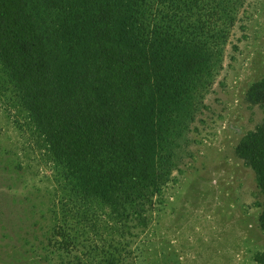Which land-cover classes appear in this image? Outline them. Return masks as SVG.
Returning a JSON list of instances; mask_svg holds the SVG:
<instances>
[{"label":"rangeland","instance_id":"374dc122","mask_svg":"<svg viewBox=\"0 0 264 264\" xmlns=\"http://www.w3.org/2000/svg\"><path fill=\"white\" fill-rule=\"evenodd\" d=\"M181 9L169 38L200 62L167 84L157 185L126 198L118 220L56 164L0 64V264H264L258 182L236 152L264 126V106L246 101L264 78V0H181Z\"/></svg>","mask_w":264,"mask_h":264},{"label":"trees","instance_id":"16d2710c","mask_svg":"<svg viewBox=\"0 0 264 264\" xmlns=\"http://www.w3.org/2000/svg\"><path fill=\"white\" fill-rule=\"evenodd\" d=\"M182 19L181 0H0L1 66L56 164L116 220L126 198L157 185L167 84L192 72L196 59L189 43L169 38ZM246 101L264 106V78ZM236 152L256 174L264 232V126Z\"/></svg>","mask_w":264,"mask_h":264}]
</instances>
